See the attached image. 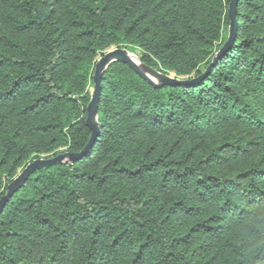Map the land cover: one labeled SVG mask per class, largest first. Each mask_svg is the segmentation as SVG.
<instances>
[{"label":"trees","instance_id":"16d2710c","mask_svg":"<svg viewBox=\"0 0 264 264\" xmlns=\"http://www.w3.org/2000/svg\"><path fill=\"white\" fill-rule=\"evenodd\" d=\"M0 0V264H264V0Z\"/></svg>","mask_w":264,"mask_h":264},{"label":"water","instance_id":"95a60500","mask_svg":"<svg viewBox=\"0 0 264 264\" xmlns=\"http://www.w3.org/2000/svg\"><path fill=\"white\" fill-rule=\"evenodd\" d=\"M236 5L237 0H230L228 8V17H229V27H228V36L226 42L221 47L220 51L213 58V61H216L221 53L233 42L235 33H236ZM123 62L128 64L136 73L146 79L150 84L155 86H161L163 84L169 85H184L186 81L176 78L174 73L163 74L157 72L160 75V80L155 82L148 78L144 73H142L136 66H134L131 61L126 56V49L121 47L110 46L100 53L97 54L96 59L94 60V72H93V93L91 99L86 108V125L91 130V136L89 143L80 153H70L67 151L59 152L52 156H41L39 158L33 159L27 162L23 167L18 169L16 176L13 180L7 185L6 193L0 198V213L8 203L9 199L14 193H16L20 188L23 187L26 180L36 171L43 168H48L55 164H62L73 162L77 160L85 152V150L90 146L94 137L98 133L99 125L97 123V112H98V100L100 92V84L102 75L104 74L107 67L113 62Z\"/></svg>","mask_w":264,"mask_h":264},{"label":"bare ground","instance_id":"6f19581e","mask_svg":"<svg viewBox=\"0 0 264 264\" xmlns=\"http://www.w3.org/2000/svg\"><path fill=\"white\" fill-rule=\"evenodd\" d=\"M126 56L131 61V63L136 66L142 73H144L148 78L157 82L160 80V75L155 71L144 65L133 53L126 50Z\"/></svg>","mask_w":264,"mask_h":264}]
</instances>
